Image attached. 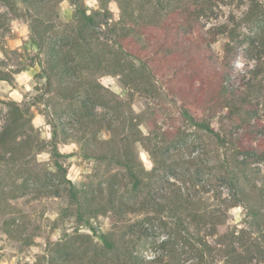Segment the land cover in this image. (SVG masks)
<instances>
[{
    "label": "trees",
    "instance_id": "16d2710c",
    "mask_svg": "<svg viewBox=\"0 0 264 264\" xmlns=\"http://www.w3.org/2000/svg\"><path fill=\"white\" fill-rule=\"evenodd\" d=\"M22 1L34 8L42 4ZM222 1L156 0V9L167 10L159 18L164 34H143L152 21L128 1L120 5L118 17L108 6L90 10L83 0H74L72 18L61 15L58 23L29 13L33 42L46 53L47 86L70 105L58 113L59 124L68 136V126H79L78 139L100 169L105 162L115 166L88 189L66 179L78 220L89 226L92 218L107 214L111 224L99 241L76 230L54 243L46 264H264V87L262 80L256 82L259 70L242 87L232 81L230 67L244 42L238 26L206 28L203 23ZM245 16L257 26L247 38L261 48L256 57L262 62L264 5L250 0ZM220 35L229 41L216 56L211 45ZM160 62L167 69L157 76L152 64ZM106 70L135 91L164 79L180 104L181 126L143 133L138 116L126 114L121 95L97 76ZM197 98L201 114L194 108ZM217 116L216 128L212 119ZM24 117L20 104L12 101L0 144L7 145L10 136L16 141ZM102 131L107 138L99 137ZM201 131L221 153L193 151ZM137 143L153 161L151 169L136 152ZM185 150L179 167L174 155ZM200 192L216 202L203 204ZM238 206L246 209L245 226H229L230 210Z\"/></svg>",
    "mask_w": 264,
    "mask_h": 264
},
{
    "label": "rangeland",
    "instance_id": "374dc122",
    "mask_svg": "<svg viewBox=\"0 0 264 264\" xmlns=\"http://www.w3.org/2000/svg\"><path fill=\"white\" fill-rule=\"evenodd\" d=\"M41 1L42 4H37L34 8L22 0H0V76L9 79H0V131L9 118L12 101L20 104L25 115L22 120L25 125L17 132L16 141L12 135L13 138H8L7 145L0 144V264H46L54 243L69 239L76 230L90 234L99 241L100 235L111 224L107 214L92 218L89 226L78 220L79 212L68 191L66 179L71 180L77 188L88 189L90 185L103 180V173L115 169V166L105 162L100 169V164L86 155L82 142L78 139L79 126L74 123L68 126V136L63 125L59 124L58 113L68 110L70 105L48 88L44 77L46 53L40 52L34 44L30 28L29 13L46 20H57L55 23L59 22L61 15L71 19L75 9L74 0ZM125 1L130 2L137 11L143 10L144 16L152 21L141 29L143 34L151 31L164 34V24L160 23L159 18L167 10L165 7L156 9V0H95L94 6L85 4L90 10L108 6L118 17L121 14L120 5L125 4ZM260 2L264 5V0ZM113 4L115 10L112 8ZM249 7L250 0H224L210 18L203 19V23L206 28L222 23L238 26V33L244 42L240 44L230 67L232 81L242 87L251 78L252 71L259 70L256 82L260 83L262 80L264 87V59L261 62L256 57L261 48L257 42L253 43L247 38L253 37L258 31L255 24L245 20ZM227 41V36L220 35L212 43L216 56L222 54ZM160 56H163L162 52ZM152 66L157 76L167 69L164 62L153 63ZM25 72L32 73L27 87L17 80V76ZM97 76L103 84L121 95L126 114L138 116L143 133L148 134L152 128L165 125L176 128L183 123L179 114L180 104L166 90V82L161 77L153 87H147L149 90L145 84L141 86L144 87L141 92L125 86L117 74L107 73V70ZM12 92H17L19 99L14 98ZM190 99L195 101L193 96ZM194 108L200 114L203 111L198 98ZM260 114L264 116V111ZM218 121V116L212 119L216 128ZM121 134L120 129L118 135ZM108 135L106 131L99 133L102 139ZM198 136L199 140L193 151H210L212 156L217 151L222 152L214 139H210L204 132H199ZM135 148L146 167L151 169L153 161L143 144L137 143ZM186 152L189 150L177 151L174 155L180 163L179 167L184 166L182 162ZM261 167L264 170V164ZM185 177L190 183V176L186 174ZM213 183L217 185V182ZM200 198L203 204L216 202L210 193L202 192ZM237 208L240 209L238 214L234 211ZM245 214L243 206L231 209L228 225L245 226ZM224 229L221 227V231ZM77 243H81V240ZM84 246L89 247L87 243ZM84 263L89 264L87 261Z\"/></svg>",
    "mask_w": 264,
    "mask_h": 264
},
{
    "label": "clouds",
    "instance_id": "9594fccd",
    "mask_svg": "<svg viewBox=\"0 0 264 264\" xmlns=\"http://www.w3.org/2000/svg\"><path fill=\"white\" fill-rule=\"evenodd\" d=\"M86 4L90 5V6H94L95 5V0H85ZM113 10H115V4L112 5ZM32 79V73L31 72H25L20 74L19 76H17V80L21 83L24 84L27 87V81ZM12 96L14 98L19 99V94L17 92H12ZM74 147V146H73ZM69 151L71 149H68ZM237 214L240 212V209L237 208L234 210ZM237 218L239 219V216H237Z\"/></svg>",
    "mask_w": 264,
    "mask_h": 264
}]
</instances>
